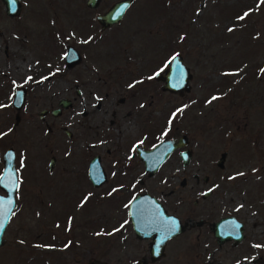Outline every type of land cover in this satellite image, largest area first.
<instances>
[{
	"label": "rangeland",
	"instance_id": "374dc122",
	"mask_svg": "<svg viewBox=\"0 0 264 264\" xmlns=\"http://www.w3.org/2000/svg\"><path fill=\"white\" fill-rule=\"evenodd\" d=\"M17 1L14 16L5 14L0 1V170L1 155L11 147L20 183L2 235L0 264H86L91 257L127 264L145 251L129 226H114L124 213L119 212L123 193L103 197L87 179L92 155L123 163L124 146L137 137L149 149L166 137L184 135L190 159L204 162L192 161L185 174L199 177L209 174L210 162L224 150L238 172L227 184L234 187L227 205L236 207L244 222L245 240L264 239V200L259 199L264 186L257 190L260 181L253 178L260 171L264 176V69L259 76L254 69L264 67V0H132L120 21L103 30L95 16L117 0H99L94 8L85 0ZM66 46L79 56L69 66L63 61ZM175 54L191 74L190 89L182 95L160 90L161 82L152 77ZM20 87L24 99L15 109L13 91ZM119 97L124 100L116 104ZM60 98L69 99L70 107L49 115ZM41 110L47 114L39 117ZM61 127L74 136L68 139ZM83 127L108 137L92 147L90 141L103 139L79 136ZM178 159L174 151L156 176L184 175ZM44 176L49 177L45 188ZM155 179L143 184L152 194L173 186ZM176 194L167 198L171 206L187 198ZM193 198L200 200L192 194L190 202ZM208 202L190 208L188 216L216 218L217 207ZM183 210H176L180 218L187 216ZM103 223L105 231L110 228L106 238L99 233ZM195 233L187 231L151 264L227 262L230 251L239 253L228 261L246 252L240 245L226 255L216 253L209 239ZM54 243L57 248L50 249Z\"/></svg>",
	"mask_w": 264,
	"mask_h": 264
},
{
	"label": "flooded vegetation",
	"instance_id": "af4514ba",
	"mask_svg": "<svg viewBox=\"0 0 264 264\" xmlns=\"http://www.w3.org/2000/svg\"><path fill=\"white\" fill-rule=\"evenodd\" d=\"M66 47H68V46H66ZM66 47H65V49H66ZM238 68L240 69V67H233L232 70L238 71L239 70ZM254 69H255V75L259 76L261 74L260 69H264V67H254ZM156 72H159V71H155L154 73H156ZM154 73L152 75L153 79L155 81L160 82L159 80L154 78ZM161 85H162V83L160 84V86ZM160 86H159V88H160ZM74 89H75V94L78 95L79 94L78 89L76 87H74ZM76 90L78 91V93H76ZM14 91H13V96H14ZM12 99H13V97H12ZM60 99H66V98H60ZM60 99H58V101ZM66 100H68L70 102V105H71V101L69 99H66ZM122 100H124L123 97H119V98H117L115 103L116 104L121 103ZM58 101H57V107L52 108L47 112L49 115L53 116L51 114V111L53 109L58 108ZM11 103H12V100H11ZM114 111L115 110L110 111V116H113V114L115 113ZM60 112H61V110H60ZM47 113L45 112L43 116H45ZM128 113H130V111H127V114ZM136 114H137V112L136 113L134 112V115H136ZM44 125H45V130L49 131V127L47 126V124L44 123ZM75 125L77 126V124H75ZM98 126L102 127V124L100 123V124L96 125V127H98ZM89 129H90V127H88V128L83 127L82 135H80V134H78V135L81 137L88 136V138L90 140H91V138H95L97 135H99L103 140H97L96 142L90 141L89 144L92 147L96 146V145H102V143L105 142L104 140L107 139L108 135L106 133H104V131H100L98 133L97 129L94 130L92 134H88ZM60 130L63 132V134L68 139H71L74 136V134L72 132L70 133L64 127H61ZM145 135H147V134H145ZM180 136H184V135H178L176 138L175 137H166L164 139H177ZM164 139H162V140H164ZM250 140L252 142L251 138H250ZM254 141L255 140L253 139V143H254ZM152 144H154V143H152ZM152 147H150V148H152ZM137 148H141L142 150H149L150 149V148L146 149V147H144L143 144L140 143L139 138L137 137V138L133 139L132 141H130L126 146H124V150L127 154V158L123 161V163H120L116 159H112L110 161L109 160L108 161L102 160L101 157L97 154L92 155V157H90L87 161V171H88V164H89L90 160L93 158H97V164L100 166V168L103 172V175H104L101 184H99L97 186H94L90 182L88 175H87V179L89 181V184L94 190H97V191L102 190L103 191V197L108 196L111 192H119V193H123V195H124L123 209L119 211L120 213L121 212L123 213V211H124V213H123V215L120 216L121 217L120 220H118V223L114 226H118L120 228H125V229L129 226L130 230L133 232L132 227H131V223H130V219L128 217V212H127L129 203L137 195L146 194L151 199H153L155 204H157L159 206V208L164 212L163 213L164 216L169 215L171 217H174L179 222V224H181L185 228L183 230V232H181L177 236L169 237L165 240L163 250H162V256L160 258H163L168 254L167 252H168L170 246L172 245V243L175 242V240L181 238L187 231L196 229L197 233H195V238H198V236L200 234H202L204 242L206 241V239H209L210 242H212L214 244V248H215L216 253L226 255L228 253V250L237 249V247L240 245H242L243 248H246V252H244L243 255H240V257L237 259L232 260L235 256L236 257L238 256L237 255L239 253L238 250H236L232 253L230 251V255H229L230 257H228V260H229V258H232V259H230V261L227 260V262H223V260H220V258H219V261L214 260V263H212V261H207V264H264V239H251V240L247 239V240H245L246 239V233H245L244 222L235 215V212L237 210L236 207H233L232 205L231 206L227 205L226 195L232 194L233 188H234L232 186L231 187L227 186V184H229V183L233 184L232 179L235 177H238L237 176L238 172H237V170L234 169L235 163H232V165H230V161L228 162L227 153L224 150L218 154V157L216 160H212L210 162L209 169H208L209 174L206 173V174L201 175L202 177H199V176L195 175V173L185 174L187 171V166L190 163H192V161L204 163L202 160L198 161V160H192V159H189V161H187L185 163L180 158L179 153L181 150H184V149L189 150L190 158L192 156V151L190 148L187 147V143L184 147H182L180 149H175L170 153V155H171L174 151H177V157L179 158L177 162L180 166V171L182 173H184V175H182V176H177V175L156 176L158 174V172L161 170V168L163 167V165L167 162V159L170 157V155L168 156V158L166 160H164L162 162V164L152 174H149L148 171L144 168V164H143L142 160L137 155ZM105 151H106V153L110 152L107 149ZM222 153H224L225 155H224L222 161H218L219 157ZM53 163H54V159L50 163V158H49V160L47 162V170H49L48 173H51L52 169L50 170V168H52ZM207 167L208 166L206 165V168ZM229 167H232V171L230 170L231 168L229 169ZM201 168H202V165H199L200 170H201ZM43 171H45L44 168H43ZM260 173H262V172L260 171ZM260 173L258 175L253 176L254 181H260L258 184L254 182L256 184L257 190H259L260 188H262L264 186V176H262ZM154 178H156L155 180H157V181H167L168 183H170L173 186L166 193L152 194L147 190V188L145 186H143V184H144L145 180L146 181L147 180H154ZM48 179H49V177L44 176V183H43L44 188L46 187V183H47ZM228 181H231V182H228ZM18 185H20V183L17 180V188H18ZM17 188H16V191H17ZM172 189L175 190V193L177 192L176 196H181L182 194H183V196L185 194L187 196L186 200H184V201L179 200L178 204H180V206H171L174 202H171L167 199L168 197H170V195H172V196L175 195V193L172 191ZM178 189L182 191L181 194H178ZM248 192L249 193L254 192V188L252 187L251 189H248ZM204 193H206L205 197H203ZM241 193L244 194V191H242ZM192 194L198 195L200 202L198 200H196V198H193L192 201L190 202L189 196ZM259 199L264 200L263 197L259 198ZM212 200H213L212 206L215 205L217 207V217L216 218H214L212 220H207V219H205V217L193 219L192 217L188 216V214H192L190 212V208H195L198 205L207 204V203H209L208 201H212ZM190 203H191V206L189 205ZM224 204L226 205V208L223 209L222 206ZM168 206H169V210H168ZM170 206L172 208L174 207L173 209L178 210V212L179 211L184 212L183 208L186 207L187 208V216L180 218L177 211L173 210ZM204 207H206V205L202 206V208H204ZM229 208H230V210H229ZM230 217L233 218L236 222L241 224L242 238L237 243H235L233 239L223 240L220 243H218L217 240L212 236V233L210 231V226L212 223L218 222L222 227L224 222H225V219L230 218ZM103 225H104V223L102 224V227L99 228V233H101V235L104 234L103 236L107 237V233H108L110 228H108L105 231L104 230L105 226H103ZM133 237H134V234H133ZM135 241L143 242L146 246V249H145V251H142L136 258L130 260L127 264L132 263L138 259H143L147 264H151L155 261H158V259L153 261V262L151 261V255L149 252V245H150V242H152L151 238H143V239H136L135 238ZM104 242H106L105 239H104ZM50 243H53V241H51ZM256 245H260L261 247H256ZM54 247H56V243L50 245V249H55ZM257 248H262L261 249L262 250V256L259 255V250ZM97 249L99 250L100 247L98 246L96 249L94 248V250H97ZM108 249H109L108 246H106V250H107L106 252H108ZM251 249H254L255 251L252 252ZM246 253L248 255H246ZM211 255H212V252L210 253V257H211ZM87 261H94L96 264H107L108 263V260L106 258H102V259L98 260L96 258L91 257Z\"/></svg>",
	"mask_w": 264,
	"mask_h": 264
},
{
	"label": "water",
	"instance_id": "95a60500",
	"mask_svg": "<svg viewBox=\"0 0 264 264\" xmlns=\"http://www.w3.org/2000/svg\"><path fill=\"white\" fill-rule=\"evenodd\" d=\"M0 1L3 4L4 12L7 16H14L18 12L20 5L17 0H15L14 4L11 3V0ZM98 2L99 0H85V5L88 8H94ZM131 2L132 0H117L110 4L104 12L97 14L95 20L99 24L100 30L118 23ZM78 59L77 52L70 46L66 47L63 59L65 66L74 64ZM154 78L162 83L160 86V90L162 91L182 95L190 89L188 81L191 79V74L179 54L173 55L162 71L154 73ZM76 93H78L77 90ZM23 99V88H17L14 91L11 103L12 107L18 109L22 105ZM69 106L70 102L68 100L60 99L58 101V108L53 109L51 114L57 116L61 108L66 109ZM45 112V110H41L37 115L42 117ZM186 143L187 139L185 136H180L177 139H164L156 143L149 150L137 148V155L142 160L144 168L149 174H152L168 158L173 150L184 147ZM224 155L222 153L218 161H222ZM179 156L186 163L190 159V152L188 149L181 150ZM52 160L53 157H50V163ZM87 175L94 186L101 184L104 175L100 166L97 164V158L90 160ZM16 188L17 172L14 166V151L11 147H7L1 155L0 224L3 226L0 227V246L3 243L2 235L4 229L15 205ZM205 196L206 193L203 194V197ZM127 212L134 237L136 239H152L149 245L152 262L162 256L165 240L169 237L177 236L185 229L174 217L169 215L164 216V212L146 194H139L133 198L129 203ZM173 228H175V231H172ZM210 231L218 243L228 239H233L237 243L242 238L241 224L231 217L225 219L222 227L218 222L212 223ZM86 264L96 263L94 261H87ZM129 264L147 263L143 259H138Z\"/></svg>",
	"mask_w": 264,
	"mask_h": 264
},
{
	"label": "snow or ice",
	"instance_id": "6c2138e0",
	"mask_svg": "<svg viewBox=\"0 0 264 264\" xmlns=\"http://www.w3.org/2000/svg\"><path fill=\"white\" fill-rule=\"evenodd\" d=\"M11 3L14 4L15 3V0H11ZM245 15H247V13H245ZM241 19H243V17H241ZM231 30V29H230ZM173 59H175V57H173ZM242 175V173L240 174ZM3 225L0 224V227H2ZM172 231H175V228L172 229ZM256 247H261L260 245H256Z\"/></svg>",
	"mask_w": 264,
	"mask_h": 264
}]
</instances>
